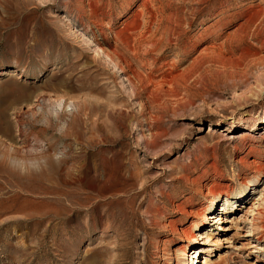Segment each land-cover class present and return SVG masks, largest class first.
Wrapping results in <instances>:
<instances>
[{"label": "rangeland", "instance_id": "1", "mask_svg": "<svg viewBox=\"0 0 264 264\" xmlns=\"http://www.w3.org/2000/svg\"><path fill=\"white\" fill-rule=\"evenodd\" d=\"M0 264H264V0H0Z\"/></svg>", "mask_w": 264, "mask_h": 264}, {"label": "bare ground", "instance_id": "2", "mask_svg": "<svg viewBox=\"0 0 264 264\" xmlns=\"http://www.w3.org/2000/svg\"><path fill=\"white\" fill-rule=\"evenodd\" d=\"M137 93V92H136ZM138 94V93H137ZM139 96V95H138ZM40 107V106H39ZM195 253V252H194ZM194 257H196V256H194Z\"/></svg>", "mask_w": 264, "mask_h": 264}]
</instances>
